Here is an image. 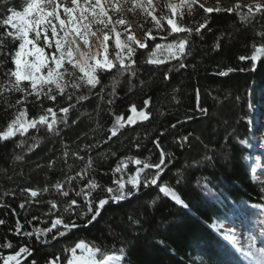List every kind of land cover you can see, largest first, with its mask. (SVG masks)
Returning a JSON list of instances; mask_svg holds the SVG:
<instances>
[{
  "label": "trees",
  "instance_id": "obj_1",
  "mask_svg": "<svg viewBox=\"0 0 264 264\" xmlns=\"http://www.w3.org/2000/svg\"><path fill=\"white\" fill-rule=\"evenodd\" d=\"M23 4L24 0H0V20L6 18V7L20 10ZM238 11L246 9L241 7ZM206 15L212 31L202 30V39L193 34L189 52L183 58L185 68H179L177 60L159 68L146 64L148 53L154 47V43L149 41L148 49H139L136 53L137 76L126 74L116 85L114 104L108 105L107 101L112 98L109 93L112 92L115 70L100 73L101 85L93 92L100 93L101 87L104 91L100 96L90 95L87 101L70 111L68 126L59 125L60 136H53L46 127H41L38 132L30 129L24 137L17 134L9 141L0 142V219L6 221L5 225H0V264L22 246H29L32 256L27 259L22 256L21 264H31L32 259L37 264H48L49 261L66 264L70 253L65 249L80 240L98 245L109 254H119V249L126 247L130 264H225L226 260L244 264L236 248L213 230L211 224L230 222L232 217L246 215L247 205L264 208V183L253 180L251 166L252 157L259 156L254 149V133L250 128L252 124L257 125V119L248 107L249 103L254 104L258 95H264V54L258 55L256 70H251V56L256 54L257 47H264V38L258 35L264 27L242 23L236 12L205 14L198 7L192 16L185 12L182 23L194 27L197 22H203ZM4 32L5 27L0 25V34ZM185 35L175 34L166 42ZM218 38L220 48L214 50ZM156 43L160 42L157 40ZM17 44L11 39L6 40L5 51L14 52ZM241 56L247 59L240 60ZM0 60L4 61L0 64V83H3L6 80L4 73L13 64L10 56H0ZM171 68L174 70L169 73L170 79L165 80L164 73ZM228 68L235 71L227 76L219 75ZM197 89L199 106L208 109L206 115L197 110ZM82 94L88 95V89H83ZM20 96V93L0 91V131L6 129L21 107L28 109V118L45 114L47 107H53L60 118L59 108L69 103L58 97V103L44 101L42 107L38 103L9 107ZM149 98L146 109L151 112L149 120L126 126L118 137L108 144L101 143L91 152L80 151L86 144L107 139L115 116H123L127 120L132 114L131 105L135 104L138 111L142 110L144 100ZM32 100L33 97H29V101ZM71 103H75V97ZM73 120L77 123L72 124ZM97 123L101 129H97ZM173 124L175 128L171 127ZM161 132L165 134L160 136ZM189 132L192 133L190 143L181 148L177 140ZM158 136L165 151L174 154L160 182L173 186L189 203V209H183L163 197L155 187L142 188L129 200L106 205L97 220L84 227L86 219L91 217H78L79 212L86 211V205L75 196V191H79L89 179H95L102 187L93 193V197L106 196L103 189L115 187L112 169L121 157L144 159L151 156V162H158L159 150L152 143ZM133 137H138L144 145L139 151L133 146ZM33 138L39 139L40 145L28 152L27 145L35 143ZM21 139L25 140V147L17 148L16 144ZM65 150L69 152L67 163L63 157ZM113 151L115 156L111 155ZM73 152H79L85 159L75 158ZM17 155L24 159L16 160ZM89 155L93 158V170H89L83 179L77 177L71 184L67 183L68 176H76L85 168ZM50 160L55 161L52 168L48 167ZM127 171L134 172L135 166L130 164ZM178 171L184 177L179 185L176 183ZM148 172L150 174L151 170ZM119 175L115 174L116 178ZM57 181L64 182V189L77 200L79 207L74 214L63 212L66 198L52 187ZM29 187H48L49 191L41 192L35 200H30L28 194L21 191ZM157 197V203L149 206V202ZM26 200L29 202L25 203ZM50 200L58 203V210L49 211ZM21 203H25V208L19 207ZM58 215L66 223L75 220L79 227L56 240L51 239L56 230L39 241L35 236H24V232L32 231L34 227H50ZM129 216L139 219L140 225H132ZM17 222L22 225L19 233L15 231ZM60 230L63 231L62 228ZM5 243H11L12 248L3 247ZM225 250L233 255L226 256ZM57 256L60 258L58 261Z\"/></svg>",
  "mask_w": 264,
  "mask_h": 264
},
{
  "label": "snow or ice",
  "instance_id": "obj_2",
  "mask_svg": "<svg viewBox=\"0 0 264 264\" xmlns=\"http://www.w3.org/2000/svg\"><path fill=\"white\" fill-rule=\"evenodd\" d=\"M197 7L202 9L205 14L222 11L219 7L215 9L206 7L200 0H24L20 10L6 7V18L0 20V25L5 27V32L0 34V56L5 58L10 56L13 67L4 73L6 80L0 83V91L21 94L15 104H10L9 107L26 103H38L42 107L44 101L58 103V97L69 103L67 106L59 108V112L62 114L60 118L57 117V112L53 107H47L44 110L45 114L33 118H28L26 107L19 108L14 114V118L8 122L6 129L0 131V142L9 141L17 134L24 137L30 129L38 132L41 127H46L47 132L53 136H60L59 125L68 126L70 111L87 101L90 95L100 96V93L104 91V88L101 87L100 93L93 92L98 85H101L100 73L113 72V70H115L112 79L113 87L112 92L109 93L112 98L108 99L107 103L108 105L114 104L116 85L126 74L130 77L137 76L136 53L139 49H148L149 41L154 43V47L148 53L146 64L159 68L170 60H177L179 68H185L186 64L183 62V58L189 52L193 34L202 39V30L212 31L207 15L202 18L203 22H197L194 27L181 23L185 19V12L188 16H192ZM244 7L246 11H238L241 5L237 3L234 7L223 9V11L228 14L236 12L239 20L249 26L255 27L260 24L261 27H264V0H250ZM129 15L132 17L142 16L145 23L150 18L152 27L145 28L143 23L137 24L136 27L143 32L142 36H138ZM161 33L166 34L161 35ZM175 34L187 35L175 38L168 43H156L157 39L167 41L170 36ZM258 35L264 38V31L259 32ZM8 39L18 42L17 48L12 53L5 51V41ZM110 47L113 49L111 54ZM219 48L218 38L214 50H219ZM259 54H264V47H257L256 54L251 56L252 71L256 70L255 61ZM239 59L245 60L247 57L241 56ZM3 63L4 61L0 60V64ZM173 70L174 68H171L166 71L163 78L170 79L169 73ZM233 71L235 69L228 68L221 71L219 75L227 76ZM25 82L27 86H25ZM143 83L144 81H141V84ZM85 88L88 89V95L82 94V90ZM196 95L197 110L206 115L208 109L199 106V89H197ZM29 97H33V100L29 101ZM74 97L75 103H71ZM149 103L150 98L144 100V109L139 111L135 104L131 105L130 112L132 114L127 117V120L123 116H115L108 129L107 139L94 144H86L80 151L91 152L94 148H99L101 143L108 144L114 137H118L120 131L126 126L135 125L138 121L149 120L151 112L146 110ZM248 107L253 109L255 105L249 103ZM71 123L76 124L77 120H73ZM96 127L101 129L99 123ZM171 127L175 128L176 125L173 124ZM164 134L161 132L160 136ZM191 136L192 133L189 132L178 138V145L184 148L190 143L189 137ZM33 139H35V143L27 145L28 152H32L40 145L39 139ZM132 143L138 151L144 147L138 137H133ZM152 143L159 150L158 162H151V156L144 159L138 156L121 157L112 169L114 176L112 183L115 187L104 188L107 195L103 198L95 199L93 197V193L102 187L95 179H89L79 191H75V196L80 197L86 205V211L79 212L78 217L81 219L91 217L86 219L84 227L95 222L106 205L119 204L129 200L138 195L142 188L155 187L163 197L170 199L183 209H189V203L181 198L173 186L167 182H160L162 175L172 163L174 154L165 151L161 146L159 136ZM25 144V140L21 139L17 142L16 147L23 148ZM72 155L81 161L85 159L79 152H73ZM111 155L115 156L116 152L113 151ZM68 156L69 152L65 150L63 152L65 163H67ZM15 159L23 160L24 157L17 155ZM54 163L55 161L50 160L48 167L52 168ZM130 164L135 166L134 172L127 171ZM93 165V158L89 155L85 168L77 172L76 176H68L66 182L71 184L77 177L83 179L89 170H93ZM39 167L38 164L37 168ZM68 167L71 168V165ZM148 170H151L150 174ZM115 174H120L119 178H116ZM125 174H127V179H125ZM176 176L177 185L183 183L182 172L178 171ZM52 187L66 198L63 212L74 214L79 205L75 198L70 197V191L64 189V182L57 181ZM21 191L27 193L30 200H35L41 195V192H48L49 188L29 187L23 188ZM158 199L159 197L150 201L149 206H154ZM28 202L29 200L25 201V203ZM25 203H21L19 207L25 208ZM48 203L50 212L58 210L59 206L55 200H50ZM128 220L132 225H140L139 219L129 216ZM5 224L6 221L0 219V225ZM78 227L75 220L66 223L64 218L58 215L51 221L50 227H34L32 231H26L23 234L26 237L35 236L39 241L41 237H46L56 230L51 237L52 240H56ZM61 228L63 231L60 230ZM211 228L222 235L224 240L235 247L241 255L251 258L256 264H264V247H257L255 237H249L245 246L234 235L229 234L230 230L223 223L213 222ZM21 230L22 225L17 222L15 231L19 233ZM44 242L47 243V241ZM159 243L163 244V241H159ZM3 247L12 248V244L5 243ZM65 251L70 253L66 264H130L126 247H121L119 254H109L98 245H90L84 240H80ZM225 255L233 254L225 250ZM22 256L24 259L32 256L29 246L19 247L14 255L4 258L3 264H21ZM59 259L57 256L56 260ZM31 264H37V261L32 259ZM48 264H55V262L49 261ZM225 264H236V261L226 260Z\"/></svg>",
  "mask_w": 264,
  "mask_h": 264
},
{
  "label": "rangeland",
  "instance_id": "obj_3",
  "mask_svg": "<svg viewBox=\"0 0 264 264\" xmlns=\"http://www.w3.org/2000/svg\"><path fill=\"white\" fill-rule=\"evenodd\" d=\"M206 7L227 9L234 7L237 3L244 6L247 5L250 0H200ZM215 12V11H214ZM129 19L133 22V27L136 30L138 36H142L143 32L136 27L137 24L143 23L145 28L152 27L150 18L145 23L142 16L132 17L129 15ZM182 23V21H181ZM161 35H164L161 33ZM160 43H168L157 39ZM113 49L110 47V54ZM174 61V60H170ZM168 61V62H170ZM255 107L251 109L252 116L257 119V125H251V131L254 133V149L258 152V157H252V175L253 180L258 183H264V95H258L254 102ZM264 208H254L250 205L246 206V215L239 217H232L230 222H221L227 229L230 230L229 234H232L238 239L241 244L247 245L249 237H255L257 241V247H264ZM241 255V254H240ZM244 264H256L251 258L241 255Z\"/></svg>",
  "mask_w": 264,
  "mask_h": 264
},
{
  "label": "bare ground",
  "instance_id": "obj_4",
  "mask_svg": "<svg viewBox=\"0 0 264 264\" xmlns=\"http://www.w3.org/2000/svg\"><path fill=\"white\" fill-rule=\"evenodd\" d=\"M264 212V211H263Z\"/></svg>",
  "mask_w": 264,
  "mask_h": 264
}]
</instances>
